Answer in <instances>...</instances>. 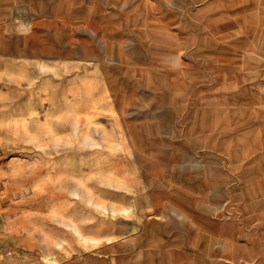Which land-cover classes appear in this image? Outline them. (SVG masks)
<instances>
[{
  "label": "rangeland",
  "instance_id": "374dc122",
  "mask_svg": "<svg viewBox=\"0 0 264 264\" xmlns=\"http://www.w3.org/2000/svg\"><path fill=\"white\" fill-rule=\"evenodd\" d=\"M0 264H264V0H0Z\"/></svg>",
  "mask_w": 264,
  "mask_h": 264
},
{
  "label": "crops",
  "instance_id": "0c3cea01",
  "mask_svg": "<svg viewBox=\"0 0 264 264\" xmlns=\"http://www.w3.org/2000/svg\"><path fill=\"white\" fill-rule=\"evenodd\" d=\"M91 58V57H90Z\"/></svg>",
  "mask_w": 264,
  "mask_h": 264
}]
</instances>
